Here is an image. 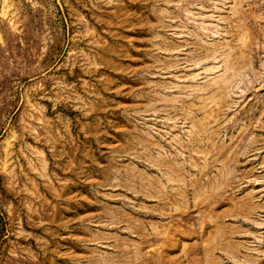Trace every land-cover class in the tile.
Returning a JSON list of instances; mask_svg holds the SVG:
<instances>
[{"label": "rangeland", "instance_id": "rangeland-1", "mask_svg": "<svg viewBox=\"0 0 264 264\" xmlns=\"http://www.w3.org/2000/svg\"><path fill=\"white\" fill-rule=\"evenodd\" d=\"M0 264H264V0H0Z\"/></svg>", "mask_w": 264, "mask_h": 264}]
</instances>
